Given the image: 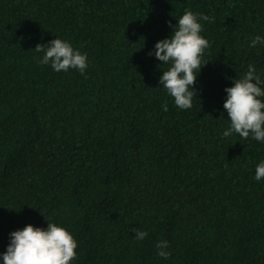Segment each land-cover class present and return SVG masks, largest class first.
I'll return each instance as SVG.
<instances>
[{
  "label": "trees",
  "instance_id": "1",
  "mask_svg": "<svg viewBox=\"0 0 264 264\" xmlns=\"http://www.w3.org/2000/svg\"><path fill=\"white\" fill-rule=\"evenodd\" d=\"M186 8L214 19L181 110L147 53ZM56 35L87 53L84 74L37 62ZM256 35L264 0H0V252L47 219L74 235L71 264H264V143L222 136L230 78L264 71Z\"/></svg>",
  "mask_w": 264,
  "mask_h": 264
},
{
  "label": "clouds",
  "instance_id": "2",
  "mask_svg": "<svg viewBox=\"0 0 264 264\" xmlns=\"http://www.w3.org/2000/svg\"><path fill=\"white\" fill-rule=\"evenodd\" d=\"M208 14L196 13L186 8L177 18L170 35L159 39L147 53L160 64L168 65L159 76V84L173 99L178 109L192 107L194 86L202 63V56L209 47L208 39L202 35L201 21L211 22ZM264 46V36L256 35L250 39L249 47ZM34 51L42 55L38 63L50 65L53 71L67 72L76 69L84 74L88 67L87 53L72 45L67 39L55 36L48 43L36 44ZM159 64V65H160ZM232 83L225 86L226 97L223 109L227 112L229 126L222 132L223 137L233 133L242 139H252L264 143V71L249 63L238 78H230ZM197 95V94H196ZM168 110L167 103L162 105ZM264 178V159L255 165L254 179ZM16 210V209H15ZM19 211V210H17ZM46 226L27 223L21 228L11 230L5 250L0 252V264H71L77 253L74 235L61 223L47 220ZM134 238L142 241L146 230L132 228ZM158 257L168 260L171 252L167 240H159L155 245Z\"/></svg>",
  "mask_w": 264,
  "mask_h": 264
}]
</instances>
